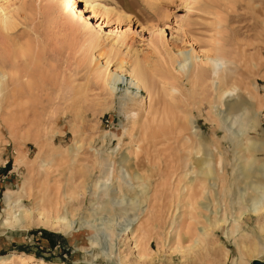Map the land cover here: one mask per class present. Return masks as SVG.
Wrapping results in <instances>:
<instances>
[{
    "label": "rangeland",
    "instance_id": "374dc122",
    "mask_svg": "<svg viewBox=\"0 0 264 264\" xmlns=\"http://www.w3.org/2000/svg\"><path fill=\"white\" fill-rule=\"evenodd\" d=\"M74 1L75 10L65 0L0 1L6 13L19 9L15 31L0 27V55H10L8 93L20 91L0 105V220L9 205L31 209L57 190L75 224L68 231L1 227L0 257H32L7 264H160L137 258L136 229L152 222L156 195L171 198L181 175L207 167L193 173L190 162L206 156L207 169L230 179L264 165V0H97L126 17ZM208 56L225 61L239 84L221 102ZM135 63L149 92L131 82ZM112 71L123 78L113 80ZM238 93L249 107L229 112L221 103ZM250 224L243 234L263 246L256 221ZM148 235L152 257L158 242ZM224 252V264L239 258L231 241Z\"/></svg>",
    "mask_w": 264,
    "mask_h": 264
},
{
    "label": "bare ground",
    "instance_id": "6f19581e",
    "mask_svg": "<svg viewBox=\"0 0 264 264\" xmlns=\"http://www.w3.org/2000/svg\"><path fill=\"white\" fill-rule=\"evenodd\" d=\"M65 1L69 8L75 10L74 0ZM85 1L104 13H109L108 16L114 13L119 17H126L124 13L119 12L114 7L102 5L97 0ZM4 5L0 3V27L10 35L18 28L14 16L18 15L19 9L17 7L11 9L10 13H6ZM162 32L163 29H161V34ZM126 36L125 31H120L119 37L124 39ZM9 56V53L0 55L1 106H3L2 103L7 102L9 97L16 96L20 92L14 94L15 90H12L13 92H9L10 96L7 91L8 84L6 80L9 77L7 72L8 66H10ZM207 58L213 63L218 74L217 88L221 90L219 91L218 101L221 102L223 96L228 92H235L239 88V84L237 81L234 82L236 79L234 73L227 68L225 61L214 56H208ZM29 61L31 60L29 59ZM111 73L113 80L122 79L124 76V74L115 71ZM15 78L11 79L14 80ZM147 78L143 68L139 64H133L131 82L139 89H145L149 92L146 85ZM232 82L235 83H233V87L230 86ZM159 104L158 101L157 107H154V117L156 119L161 109ZM221 104L225 105L226 110L229 112L249 107L248 101L240 93ZM177 123L178 126H185L180 121ZM175 127L176 124L172 123V129ZM190 163L196 164L193 173H197V170L202 169L204 165L209 167L211 162L205 156ZM207 167H204L201 174L197 173L191 178H188L187 174L181 175L182 186L177 187L174 193H171V198L167 193L156 195V198H158L150 213L152 222L136 229L142 232L138 241L139 255L137 258L139 260L150 259L154 263L158 261L160 264L167 262L176 264L175 257L178 255L181 258L179 264H224V259L229 257V252H224V243L230 241L239 255L234 264H249L250 259L260 258L264 255V245L249 242L248 234L246 232L243 234V224L249 223L246 228L251 229L250 223L255 220L257 223L255 228L264 235V165H256V175L246 170L232 179L226 173L224 174V171L216 174L212 173ZM11 194L12 192L8 190L7 197L9 199L12 197ZM32 202L33 208L27 209L24 207L20 211L9 205L7 217L3 221L0 220V229L4 226L19 227L23 223L25 225L21 227L27 228L29 225L40 224L58 231H68L74 227L75 224L69 221L64 213L67 201L60 197L57 190L53 193L44 194ZM149 233L153 234L158 242V252L153 253L152 257L149 256V250H152L155 239L151 238L148 235ZM27 258L31 259L32 257L25 253H11L7 256H1L0 263L25 261ZM39 261L42 264L46 263L44 259Z\"/></svg>",
    "mask_w": 264,
    "mask_h": 264
},
{
    "label": "water",
    "instance_id": "95a60500",
    "mask_svg": "<svg viewBox=\"0 0 264 264\" xmlns=\"http://www.w3.org/2000/svg\"><path fill=\"white\" fill-rule=\"evenodd\" d=\"M250 264H264V261H259V260H254L252 263Z\"/></svg>",
    "mask_w": 264,
    "mask_h": 264
}]
</instances>
